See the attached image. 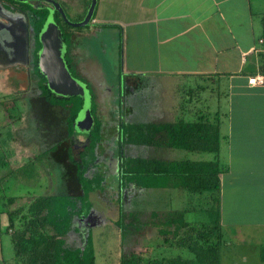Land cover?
I'll list each match as a JSON object with an SVG mask.
<instances>
[{"label":"rangeland","instance_id":"1","mask_svg":"<svg viewBox=\"0 0 264 264\" xmlns=\"http://www.w3.org/2000/svg\"><path fill=\"white\" fill-rule=\"evenodd\" d=\"M66 2L69 7L66 6L69 20L72 22L82 21L90 0H66ZM255 21L256 25H259L257 18ZM61 26L64 31L72 28L63 22H61ZM70 30L73 31L74 29ZM103 55L105 57L102 60L103 62L101 61L100 63H82L83 59H81L79 61L81 70H77L73 65V72L76 78L89 85L90 91L94 95L93 109L96 116L109 121L114 115V119H111L112 123H117L115 119L129 123L134 120V113L131 114L128 111L122 95L120 96V99H122L120 112L114 113L117 102H119L117 97V92L119 91L115 86L114 80L116 79L115 74L118 66L117 62L114 61L116 56H112L111 50ZM120 66L121 88L124 94L129 92V88L125 87V81L123 80L122 58ZM11 75L8 73L7 76L6 71L0 73V162L6 161L5 165L0 163V213L5 215L6 220H8L7 211L12 212L20 206L31 203L36 196L53 195L60 191L70 193L79 191L74 168L67 154L68 147H70L65 122L68 112L53 105L49 106V109L41 108V104L37 103V98L31 96L32 98L30 99L21 100L23 96L20 94V100L16 102V105L19 109L18 114H20L21 118L24 116V120L14 118L12 120L14 124H12L7 116V111H5L7 105L4 102L8 103L16 94L14 92L16 87L20 86L23 88L26 84L22 82L19 85L14 79L12 80ZM32 79L35 81L34 77ZM34 81L32 82V87H34L31 89L32 92L37 91ZM146 83L148 87L145 86V83H143V87L145 86L148 92L150 89L149 95L152 96L148 106L156 104V106H163L167 109H176L172 113L177 115L178 119H190L192 118L191 115L197 117L196 113L198 110L204 111L207 115H210L211 112L212 117L215 111L221 110L224 112L231 105L227 98L229 89L225 81L223 83H218L217 81L211 83L206 79L183 78L161 79L152 82L147 81ZM200 87H203V89L200 90ZM124 88L126 89L124 90ZM213 93L214 96L212 97ZM236 102V99H234V108H236ZM184 108L190 110L187 112L184 111ZM31 109H34L35 112H32ZM7 110L11 116H17V110H12V108H7ZM141 110L137 108L136 113L144 117L147 112L144 113ZM59 115H62L61 119L63 122L59 121L61 120L58 119ZM155 120H161V118L156 116ZM49 125L56 127V129H50ZM118 130L119 128L114 125L105 128L102 145L99 146L98 150L102 156H109L111 151L115 149ZM78 139L79 143L80 141H85L83 135H79ZM13 140L14 143H11L10 146L9 142ZM27 140L31 143H26ZM58 142H62L63 146L59 148L56 155L52 157L51 153L46 156L43 155V151L55 143L61 144ZM15 147H17L16 151L12 152L13 154H9V149ZM222 147V162L227 164L225 142H223ZM24 150H29L31 157L32 154L34 155L36 158L34 159L35 164L30 163L29 155ZM126 150L128 155L165 157L164 154L160 155L154 149L143 147L127 145ZM10 155H13V157ZM38 155H40L39 158ZM169 155H174L173 158L175 160H210L214 157L213 154H197L183 150L172 151ZM8 157L9 160H7ZM106 161L105 164L101 160V164H105L104 166L101 165V170L105 174L109 171L106 174L107 188L103 193L98 192L96 196L93 195L92 197L94 203L92 210H95V213L100 216V220L93 222L89 226L96 250V264H120L121 256L130 254L143 255L153 259H167L177 255L186 256V253H183L180 249L171 248L164 243V237L157 233V229L153 224H150V212L159 211L162 213L166 209L170 211H185L183 212L185 221L190 223L207 222L206 209H208V204L206 205L205 198H201L199 195H189L182 189L171 190L168 192L172 194H166L167 190L152 189L150 192L148 189L141 188L143 192H139L133 190L131 186L128 189L129 191H127L126 201L123 202L124 213L140 212L139 220L145 222L146 225L141 231L139 229V232L131 228L129 234L124 238L122 232L115 224L119 218V209L116 202L118 194L116 191L115 194L114 190H112V181L109 182L110 172H115L117 166H112V161H109L112 164L110 166V163ZM263 162L258 161V165ZM27 163L31 165L29 164L28 167L20 171L21 167ZM246 163L250 164V162ZM244 166L245 163L242 164V168ZM258 169L261 170V167H258ZM246 170L248 169L236 170L233 174L235 176L238 171H241L239 176H235V180H239V184L232 191L227 190L231 177H226L225 190L223 189L220 194L222 227L225 239V244L222 248V264H264L260 257L261 247L264 246V170L260 176H246L244 175ZM24 174L26 177H24ZM31 175L32 177H29ZM10 197H14L16 200L13 203H9L8 199ZM125 222L128 223L129 219L126 218ZM232 223H239V225H232ZM6 224L5 220L4 224H0V264H14V251ZM254 224H260L261 226ZM135 228L137 227L135 226ZM85 229L88 228L86 227ZM67 240L71 243L75 242L74 244L81 243L80 235L74 231L67 236Z\"/></svg>","mask_w":264,"mask_h":264},{"label":"trees","instance_id":"2","mask_svg":"<svg viewBox=\"0 0 264 264\" xmlns=\"http://www.w3.org/2000/svg\"><path fill=\"white\" fill-rule=\"evenodd\" d=\"M37 13L40 17L36 24V34L40 32L49 12L40 10ZM69 37L68 34H64L68 44L66 60L75 76L70 58ZM40 47L38 43L37 49ZM35 68L39 97L48 104L68 112L66 132L71 145L67 154L74 168L79 191L77 193L60 191L53 195L36 196L31 203L20 206L12 212L7 211V231L11 236L14 264H96L91 228L81 229L76 220L92 212L93 195L96 196L98 192L103 193L107 188L106 174L100 171L98 163V149L102 141L104 122L95 114L94 95L90 91L95 123L90 134H85L88 143L76 151L73 147L75 143L73 138L78 134H75L74 122L82 108L83 100L77 96L66 98L52 93L47 86L45 76L39 70L37 53H35ZM201 89L203 87H200ZM19 98V96L12 97L8 103L4 102L7 108L17 110V116L14 117L6 108L12 124L14 118L21 119L16 105ZM196 116L191 115L190 119L179 118L171 123L121 122L119 125L118 141L115 144L118 172L116 175H111L109 182L112 181V190L118 194L119 218L115 224L124 238L131 228L139 232V229L141 231L146 225L139 220L140 212L124 213L123 191L131 185L142 189H182L189 195L205 198L206 205L208 204L206 209L208 221L200 223L185 221L183 218L185 211L150 212V224H153L157 233L164 237V243L171 248L180 249L186 253V256L153 259L130 254L121 256L120 264H222L225 239L221 223V175L229 171V164L222 162L224 136L220 129L219 115L211 117L204 111L198 110ZM60 143L44 155L59 151L63 146V143ZM127 145L154 147L156 150L167 148L197 154H213L214 157L210 160H166L156 157L146 158L142 155L127 156L124 153ZM0 163L5 165L6 161ZM30 163L35 164V161L31 160ZM30 163L23 165L20 171ZM21 177L26 176L24 174V177ZM15 200L14 197H10L8 202L13 203ZM126 218L129 219L128 223L125 222ZM72 231L79 234L86 233L80 244L67 240V236ZM260 257L264 263V246L261 247Z\"/></svg>","mask_w":264,"mask_h":264},{"label":"crops","instance_id":"3","mask_svg":"<svg viewBox=\"0 0 264 264\" xmlns=\"http://www.w3.org/2000/svg\"><path fill=\"white\" fill-rule=\"evenodd\" d=\"M256 18L259 25L255 23ZM70 35V58L79 71L81 59L82 63H100L105 57L103 54L110 50L112 56H116L114 61L118 66L116 79H113L119 91L118 101L123 94L122 58L125 87L130 88L129 94L134 96L128 108L131 114L134 113L130 123H171L178 119L172 113L176 109L156 104L148 106L152 96L150 89L149 92L146 89L147 81L183 78L206 79L211 83L225 81L231 105L224 112L217 110L213 114L220 117L223 142L227 147L225 159L229 164V171L221 175V191L225 190L226 177H231L227 190L232 191L239 184L235 176L241 171L234 176L236 170L247 168L246 176L262 175L264 162L258 165V161H264V81L250 85L249 79L254 76L264 78V0H98L94 20L87 27L74 29ZM6 72L12 74V80L17 83L25 82V87H18L20 90L28 88L27 75L21 71ZM137 108L147 112L148 116L146 113L144 118L136 113ZM189 110L184 108V111ZM156 116L161 120H155ZM112 117L113 120L114 115ZM111 119L105 121L102 118L105 127L114 124ZM115 121L120 123L121 120ZM28 140L26 143H31ZM11 143L14 140L9 142L10 146ZM143 148L156 150L154 147ZM16 149L9 151L13 154ZM49 150L50 147L43 153ZM172 151L177 150H156L165 156L156 158L174 160V155H169ZM24 152L29 155V160L36 159L33 154L31 157L29 150ZM131 186L133 190L143 192L141 188ZM148 190L151 192L152 189ZM162 190L172 194L168 191L177 189ZM4 220L8 227V220L0 213L1 225Z\"/></svg>","mask_w":264,"mask_h":264},{"label":"flooded vegetation","instance_id":"4","mask_svg":"<svg viewBox=\"0 0 264 264\" xmlns=\"http://www.w3.org/2000/svg\"><path fill=\"white\" fill-rule=\"evenodd\" d=\"M55 1H57V0H55ZM57 2H59L61 4V6L63 7V9H64V11L68 17V14H67L68 10L66 8V6L68 7V4H67L66 0H59ZM89 6H90V3L88 4V8H89ZM47 7L52 8V5L45 2V1L32 0V1H27V2H19V1H15V0H0V72L10 70L14 74V72L17 73L18 71H21L23 74L27 75V81L28 82H26V83H28V88H26L25 91L24 90L22 91L15 86L16 90L14 92L16 94L14 96L17 97L20 94H22L23 98H21V99H30V98H32L31 96H34V98H37V101H38L37 103L41 104V108L44 107L45 109L46 108L49 109L50 108L49 106H51V105L48 104L46 101H44L38 95L39 91L37 88L38 85L36 83L38 80H37V77L35 74V69H36L35 68V53H37V55H38V51L41 48L40 47L39 49H37V46L39 43V39H38L39 33L36 34V24H37L39 17H40L39 13H37V11L47 10ZM88 8H87V11H88ZM87 11H86V13H87ZM57 14H59L60 16H57ZM85 16H86V14H85ZM55 19H56V21L58 19L57 23L60 25V28L63 32V38H64V34H68L70 36L69 37V39H70L69 43L71 46V35H70V33L72 31L70 29H72V28L76 29V28L72 27V28H69L67 31H64V29L61 26V22L65 23L66 25H68V24L64 21L63 17L58 12H55ZM93 20H94V17H93ZM67 52H68V44H67ZM7 76H8V72H7ZM32 77L35 78V81L32 79ZM33 81L36 84V89H37L36 92H32V90H31L34 88V87H32ZM18 84H19V82H18ZM122 97H124V102L127 104V107L129 108L132 104L131 97H134V96H130L129 92L128 93L126 92V93L122 94ZM42 100L44 101V103ZM121 104H122V99L119 98V102H118L119 108L116 107L117 113L120 112V105ZM36 106H38V105H36ZM61 118H62V115L60 117H58V119H61ZM66 119H67V116H66ZM66 119H65V122H66ZM59 121L63 122L62 119ZM121 122H124V121L121 120L120 123L115 122L113 125L116 127L118 126L117 128H119V125L121 124ZM49 128L50 129H56V127L54 128L52 125H49ZM105 128L106 127L104 126L103 132H104ZM118 133H119V130H118ZM82 135L84 136L85 141H80V143L78 141L79 140L78 137L73 138L74 142H75L73 144L74 145L73 147L75 150L77 148L79 149V148L84 147L85 144L88 143V139H86L85 134H82ZM102 135H103V133H102ZM102 141H103V136H102ZM102 141L99 144V146L102 145ZM117 141H118V139H117ZM69 142H70V140H69ZM58 143H60V142H58ZM56 145L57 144L55 143V145H52L50 147V149ZM70 145H71V143H70ZM76 146H78V147L76 148ZM116 148L117 147H115V149L113 151H111L109 156H102L98 151V156H99L98 163H99L101 172H103L101 170V167L106 164L105 161L107 160L106 162L110 163V166L112 164H113L112 166H115V165L117 166L116 171L110 172V175H116L117 174V172H118V159L116 157ZM124 153H125V155L129 156L127 150ZM56 154H57V152H52L50 155L52 157ZM43 155H44V153H43ZM39 156L40 155H38V157ZM130 156L136 157L139 155H130ZM101 160L104 161L103 162V163H105L104 165L101 164ZM109 161H112V164ZM108 172H106V174ZM127 189H125L123 191V202L126 201ZM114 193H115V191H114ZM116 202H117V200H116ZM99 220H100V216L95 213V210H92V212H90V214L88 216L83 215L81 218L77 219L76 221L78 223V226L81 229H85L86 227L89 228V226H91L93 222H96V221L98 222ZM76 234H79V233L77 232ZM81 234H79V235L81 237V242H82V239L84 236H86V233L82 232Z\"/></svg>","mask_w":264,"mask_h":264},{"label":"water","instance_id":"5","mask_svg":"<svg viewBox=\"0 0 264 264\" xmlns=\"http://www.w3.org/2000/svg\"><path fill=\"white\" fill-rule=\"evenodd\" d=\"M27 2L32 0H15ZM45 1L52 5L47 7L48 16L43 24L39 35L41 48L38 51V66L40 72L47 80L48 88L59 97H80L83 105L74 122L75 134H90L94 127V116L92 114V95L88 84L76 78L66 60L67 44L63 38V32L55 19V12L63 17L64 21L74 28L86 27L92 21L96 11L98 0H91L85 18L80 22H72L67 17L61 4L55 0ZM77 136V137H78Z\"/></svg>","mask_w":264,"mask_h":264},{"label":"built area","instance_id":"6","mask_svg":"<svg viewBox=\"0 0 264 264\" xmlns=\"http://www.w3.org/2000/svg\"><path fill=\"white\" fill-rule=\"evenodd\" d=\"M263 81H264L263 76H254V77H250L249 84L250 85L262 84Z\"/></svg>","mask_w":264,"mask_h":264}]
</instances>
